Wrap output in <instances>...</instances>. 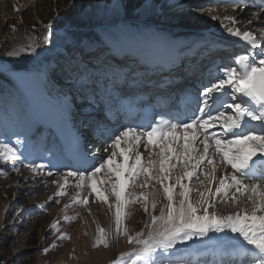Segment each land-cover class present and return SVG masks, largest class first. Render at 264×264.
<instances>
[{
	"label": "snow or ice",
	"instance_id": "snow-or-ice-1",
	"mask_svg": "<svg viewBox=\"0 0 264 264\" xmlns=\"http://www.w3.org/2000/svg\"><path fill=\"white\" fill-rule=\"evenodd\" d=\"M103 7L101 19L99 0L79 8L76 0H69L65 19L58 14L44 24L40 35L33 26L22 43L4 53L11 58L32 59L40 55L38 50L51 45L68 54L63 65L51 69L52 73L60 71L67 91L51 98L56 119L49 123L43 143L46 145L50 137H63L75 149L79 167L60 173L52 181L58 189L54 196L64 197L70 187L75 189L65 211L80 206L90 214L91 203L107 206L115 227L105 230L97 225L93 248H108L119 237L137 246L121 253L113 264H264V30L258 34L242 31L245 25H240L236 16L207 13L248 50L215 74L208 73L207 82L199 77L193 84L194 74L175 60L144 56L136 61L137 68L128 66V57L136 54L130 41L135 26L128 22L133 13L137 18L154 14L153 0L138 4L111 0ZM262 16L264 9L253 13L247 25ZM89 24L99 32L86 38L82 28ZM11 28L17 31L15 25ZM48 71L39 72V78L43 80ZM150 72L160 75L159 87L169 93L165 114L152 122H128L119 129L110 126L122 108L130 107L127 99H122L126 90L152 84ZM0 73H10L21 85L31 77V73L5 67H0ZM10 112L17 115L15 106ZM41 123L35 118L26 129L0 126V135L15 136V145H29L28 132ZM81 128L106 142L103 151L107 155L100 157L99 163H93L99 149L89 153L88 145L81 144ZM27 150L33 155L30 145ZM36 150L51 154V149L39 145ZM26 161L18 147L0 141V162L11 164L13 171L20 172V163L33 176H53L48 170L55 167L51 159L48 163ZM193 182L201 187H194ZM55 202L59 204L60 199ZM136 205L149 221L140 231L129 234L126 220ZM36 207L44 208V204ZM78 215H65L63 220L70 223ZM59 223L53 222L51 228L59 231ZM68 238L67 233H60L57 241ZM194 240H210L212 244L202 245L204 251L178 256L177 246ZM57 247L54 242L43 248V253Z\"/></svg>",
	"mask_w": 264,
	"mask_h": 264
},
{
	"label": "rangeland",
	"instance_id": "rangeland-1",
	"mask_svg": "<svg viewBox=\"0 0 264 264\" xmlns=\"http://www.w3.org/2000/svg\"><path fill=\"white\" fill-rule=\"evenodd\" d=\"M167 1L153 0L156 6L154 14L141 15L137 18L133 13V18L129 20L128 23L135 26L130 41L136 48V54L130 55L127 60L130 68H137L136 61L144 56H150L157 61H169L171 58L170 60H175L176 64L182 62L185 68L189 65V61H192L191 71L199 66H206L205 62L211 58L207 56V52L215 54L217 49L214 47H217L219 42L218 46H222L220 40H225V38L221 36L230 40L236 39L226 32H220L221 22L211 20L207 13L219 14L221 17L225 14L237 17L239 13L243 15L238 19L239 24L245 25L241 28L242 31L247 30L258 34L264 30V16L255 24L247 25V20L252 18L253 13L264 9V7L261 8L262 5L256 6L255 1V5L251 6L250 0H235L236 4L229 3L227 0H213L209 4H205L204 0H190L189 3L175 5L169 11L165 9ZM76 2L79 8L89 2L95 3L96 0H76ZM106 2L110 3L111 0H99L98 18L104 17L103 5ZM141 2L142 0H134L137 4ZM68 4L69 0H0V67L11 69L12 72L31 73L30 79L33 80L31 81L32 86L28 88L27 85L24 86L15 81L10 73H1L11 80L12 86L8 91L0 92V126L26 129L31 126V121L35 118H39L42 122L38 128L32 127L27 134L33 151L31 156L28 155L27 150L29 145H15V136L0 135V141L18 147L23 157H27V161L45 163L48 153L43 157L34 155L39 153L36 150L38 145L51 149L55 153L63 151L61 145L53 149L50 144L53 139L51 137L46 145L43 143V137L48 136L49 123L52 121L47 119V112H44L42 108L54 109L51 98L61 90L67 91V81L60 71L57 69L55 73H52L51 69L57 68V65H63L68 54L64 53L63 49L51 45L47 46V50H38L40 55L32 59L11 58L5 56L4 53L18 43H22V37L25 33L31 34L33 26H35L36 34L40 35L44 31V24L56 19L58 14L61 20L65 19L64 12ZM237 9L242 10L236 12ZM12 25L16 26V32L12 31ZM94 31L99 32V29L91 24L82 28V33L86 38L92 36ZM228 44L231 48L223 51L225 60L232 59L248 50L247 46L239 47L237 43L231 45V42ZM119 58L124 59V57ZM44 69L49 71L41 80L38 73ZM148 77L152 84H159L161 80L160 75L151 72ZM13 106L17 109L16 116L10 112ZM82 129L85 128H81L80 132ZM23 138L22 135L21 139ZM94 141H97L96 138ZM56 144L58 145L57 141ZM96 148L98 149V145ZM46 152L47 150L41 154ZM51 155L49 153L48 157ZM63 157L62 162L68 166L70 160L66 159L64 154ZM17 167L20 168L19 173L13 171L11 164L0 162V264H113L121 253L130 252L137 247L128 244L125 237H119L108 248L103 246L93 248L97 225L105 230L113 229V214L106 205L99 203L89 205L90 214L80 206L69 207L65 211L64 205L70 203V197L75 193L74 188L70 187L68 195L64 197H55L54 193L58 189L52 181L57 180L60 173L71 170V168L64 167L54 170L50 166L48 170L54 174L49 177L44 174L33 176L20 163H17ZM50 196L53 197L52 200L48 199ZM56 199H60L59 204L55 202ZM41 203L44 204V208L36 207ZM232 210L228 209V211ZM77 212L79 215L74 221L64 222L65 215L71 216ZM55 221L60 222L59 231L51 228ZM148 221L149 216L139 205L131 208V215L126 220L129 234L140 231ZM60 233H67L69 238L57 241ZM54 242L58 244V247L44 254L43 248ZM211 244L210 240L204 242L194 240L188 245H178L176 252L178 256H186L189 251L198 252L204 249L202 245Z\"/></svg>",
	"mask_w": 264,
	"mask_h": 264
},
{
	"label": "bare ground",
	"instance_id": "bare-ground-1",
	"mask_svg": "<svg viewBox=\"0 0 264 264\" xmlns=\"http://www.w3.org/2000/svg\"><path fill=\"white\" fill-rule=\"evenodd\" d=\"M213 0H204V3L205 4H209V3H211ZM185 2H190V0H168L166 3H165V9H167L168 11L171 9V8H173L175 5H178V4H184ZM227 2H229V3H237L235 0H227ZM163 9V8H162ZM249 9V8H248ZM251 9V8H250ZM236 12H238V11H236ZM253 15V14H252ZM252 15H251V17H252ZM241 17H243V15H240L239 13H238V15H237V19H240ZM257 21H253V24H255ZM225 24H227L228 23V21H225L224 22ZM219 28H220V26H219ZM219 31L220 32H225L224 30H222L221 28L219 29ZM244 31V30H243ZM227 34V33H226ZM221 37H223V38H225V40H223L224 41V44H222V46H221V50L223 49V47L224 48H227L226 46H230L229 44L227 45V43H229V42H233L231 45H233V44H235V43H237L238 45H240V46H242V47H244V46H246V45H243V44H245L244 42H242V41H239L238 40V38H236L235 40H230V39H228V38H226V37H224V36H221ZM222 38V39H223ZM229 41V42H228ZM218 48V47H217ZM219 49V48H218ZM167 56V55H166ZM169 57V56H168ZM167 57V58H168ZM224 65V64H223ZM223 65H221V66H223ZM33 82V80L32 79H28L26 82H24L23 83V85L24 86H26L27 85V87L28 88H30L31 86H32V82ZM33 88H34V86H33ZM35 89V88H34ZM33 89V90H34ZM36 93V92H35ZM37 93H39L38 91H37ZM37 95V94H36ZM142 101H145V98L142 100ZM139 108H140V106H139ZM142 108V107H141ZM44 109V112H47V114H46V116H47V119L49 120V121H54L55 119H56V111H55V108L54 109H51V108H48V107H44V108H42V110ZM129 113H131V112H125L124 114L125 115H128ZM79 125L77 124V127H78ZM117 129H119V127H117ZM82 133H83V135H80V141H81V138H82V143L81 144H85V145H88L87 146V148H86V150L89 152V153H97V148H96V145H98V149H99V153L97 154V159L96 160H94L93 161V163H99L100 162V157H103V156H106L107 155V153H105L104 151H103V147H104V145H105V143L106 142H101V141H94V139H95V137H94V135L92 134V132H90L87 128H85L84 129V131H82ZM59 139H61V143H62V145H63V154H64V156L66 157V159H68V160H70V163H69V165L70 164H72L71 165V169H73L74 167H79V165L76 163V151H75V149L73 148V146L70 144V143H68V142H66L65 140H64V138L63 137H61V138H59ZM98 142V143H97ZM102 149V150H101ZM50 157H53V160H52V164H54L55 165V167H52V168H55V169H59L60 167L61 168H63L64 167V165H65V163H63L62 161L60 162V159L58 160V157L56 156V155H51ZM49 158V157H48ZM48 158L46 159V160H48ZM63 164V165H62ZM193 186L194 187H196V188H200L201 186L198 184V183H195V182H193ZM202 190V189H201ZM74 191H75V189H74ZM193 198H196V193H193ZM158 214V213H157ZM114 224V223H113ZM114 227H115V225H114ZM114 229V228H113ZM205 249H201L200 251H204ZM200 251H198V252H200ZM182 254V253H181Z\"/></svg>",
	"mask_w": 264,
	"mask_h": 264
},
{
	"label": "trees",
	"instance_id": "trees-1",
	"mask_svg": "<svg viewBox=\"0 0 264 264\" xmlns=\"http://www.w3.org/2000/svg\"><path fill=\"white\" fill-rule=\"evenodd\" d=\"M11 86V80L0 73V92L8 91Z\"/></svg>",
	"mask_w": 264,
	"mask_h": 264
}]
</instances>
